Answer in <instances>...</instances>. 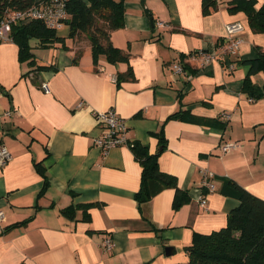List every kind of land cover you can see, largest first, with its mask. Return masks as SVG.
Wrapping results in <instances>:
<instances>
[{
	"label": "crops",
	"instance_id": "obj_1",
	"mask_svg": "<svg viewBox=\"0 0 264 264\" xmlns=\"http://www.w3.org/2000/svg\"><path fill=\"white\" fill-rule=\"evenodd\" d=\"M233 1L204 11L203 0H125L123 25L111 35L125 61L95 60L88 43L77 51L67 38V46L32 48V65L15 41L0 42V145L11 153L0 165V264H189L193 231L225 225L238 204L231 180L264 197V95L242 90L244 61L264 49V30ZM235 20L243 24L236 53L202 67L187 57L217 49ZM59 32L67 36V26ZM181 57L186 70L176 74L171 63ZM129 66L133 76L117 81ZM251 77L264 85L263 69ZM111 107L126 118L132 144L103 153L95 112ZM181 108L183 118L170 116ZM135 141L159 151L161 170L176 176L188 201L174 208L175 189L166 187L139 204ZM229 141L239 145L225 152ZM204 169L214 172V190L202 184Z\"/></svg>",
	"mask_w": 264,
	"mask_h": 264
},
{
	"label": "trees",
	"instance_id": "obj_2",
	"mask_svg": "<svg viewBox=\"0 0 264 264\" xmlns=\"http://www.w3.org/2000/svg\"><path fill=\"white\" fill-rule=\"evenodd\" d=\"M39 1L51 0H0V15L6 9H24ZM64 1L69 13L65 23L68 28L67 36L61 34L59 29L48 27L41 19L17 21L13 24L12 40L19 46L21 60H28L32 65L37 64L32 50L33 38L38 39L40 46L56 43L67 46L69 38L77 51L82 50L84 43H88L95 60L100 54L112 62L129 59V53L116 46L111 38L112 32L123 25L125 0ZM232 3L233 9L247 12L255 30H264V3L259 8L254 6V0H234ZM215 4V0H203V10L208 11ZM244 62L249 65V71L243 79L242 90L251 98L261 97L264 95V85L255 83L251 75L260 69L264 70V49L259 48L255 57ZM50 66L38 64L37 68ZM131 76L133 71L129 66L126 71L119 73L117 81ZM187 112L189 111L181 108L170 116L183 118ZM202 121L211 123L214 119L203 118ZM161 143L164 147V138ZM132 148L143 167L141 184L136 194L139 204L148 201L166 187L175 189L174 208L189 200L188 190L179 186L176 176L161 170L159 151L150 152L148 146L140 141H135ZM231 182L239 200L238 204L228 212L225 225L209 232L193 231L191 240L186 245L189 264H264V197L246 189L235 180ZM47 183L45 176V185ZM64 212L71 213L70 208Z\"/></svg>",
	"mask_w": 264,
	"mask_h": 264
},
{
	"label": "built area",
	"instance_id": "obj_3",
	"mask_svg": "<svg viewBox=\"0 0 264 264\" xmlns=\"http://www.w3.org/2000/svg\"><path fill=\"white\" fill-rule=\"evenodd\" d=\"M69 13L65 6L64 0L39 1L33 3L24 9H6L0 15V42L12 40V26L17 21H26L29 19H41L45 24L53 29H61L65 26L66 19ZM159 24L164 25L163 20H159ZM243 30V24L239 20L231 21L227 24V39L220 44L217 49L210 50L200 48L188 53L187 57L199 66H204L209 62L219 58L226 57L237 52L243 38L240 32ZM234 66L233 62L229 64ZM171 67L174 73H183L186 70V61L181 57L173 60ZM43 88L49 91L47 82L42 83ZM10 113V111H7ZM98 122L103 128V133L94 138V143L99 146L103 153H107L109 149L123 144L131 145L128 136V124L126 118L118 112L115 108H108L95 112ZM226 116H229L228 114ZM239 143L237 141L225 142L221 145L223 151H230L236 149ZM11 158V153L5 145H0V165H5ZM202 184L209 190H214L215 185L212 181L214 172L208 169L202 171ZM200 202L204 204L206 200L201 197ZM5 212L0 208V232L3 230V220ZM104 246L111 248L113 246V239L106 237Z\"/></svg>",
	"mask_w": 264,
	"mask_h": 264
},
{
	"label": "rangeland",
	"instance_id": "obj_4",
	"mask_svg": "<svg viewBox=\"0 0 264 264\" xmlns=\"http://www.w3.org/2000/svg\"><path fill=\"white\" fill-rule=\"evenodd\" d=\"M31 43L33 45V49L35 50H41V47L39 46V43H38V39L37 38H33L31 40Z\"/></svg>",
	"mask_w": 264,
	"mask_h": 264
}]
</instances>
